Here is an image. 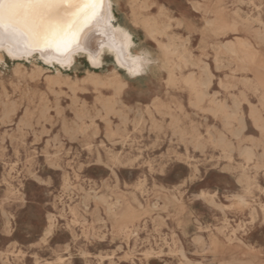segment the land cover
Here are the masks:
<instances>
[{
  "label": "rangeland",
  "instance_id": "1",
  "mask_svg": "<svg viewBox=\"0 0 264 264\" xmlns=\"http://www.w3.org/2000/svg\"><path fill=\"white\" fill-rule=\"evenodd\" d=\"M115 1L116 20L111 19L109 9L108 16L96 24L92 34L94 43L76 55L86 54L91 62L98 63L103 51L110 49L115 50L119 59L116 62L132 61L134 54L128 50L129 43H119L112 38L114 23H121L133 32L134 52L141 49L158 52L155 41L133 22L130 0ZM155 1L164 4L173 17L168 34L174 36L178 44L186 46L195 60L208 63L213 74L208 96H217L231 111L236 109V99L245 98L240 101L245 122L241 137H235L226 128L236 129L238 121L233 119L226 123L221 115L206 110L208 100L203 104L204 109L193 106L194 92L187 85L180 82L169 87L167 71L163 68L148 71L141 79L140 75L128 77L125 69L115 65L111 54H104L103 64L97 68L86 56L77 57L70 67L73 57L70 63H59L55 55L29 60L30 57L23 55L13 56L26 58L20 62L30 71L36 63L53 73L59 64L64 76L71 78H83L89 70L107 74L116 67L126 78L127 85L117 97V112L104 116L96 113L101 107L98 98L112 96V89L97 90L90 83H81L72 90L65 83L49 84L46 74L16 77L19 60L4 58L0 63V208L15 219L16 227L11 236L0 234V264H29L37 257L48 264L50 258H55L58 251L65 248L71 264H183L180 248L193 264H248L249 261V264H264V157L241 164L244 158L241 151L253 147L262 137L250 111L252 106L262 107L264 94V42L254 31L259 27L258 18L264 20V0ZM143 14L155 16L157 7ZM247 20L252 29L243 23ZM208 21L227 25L237 22V29L221 35L215 31L216 26L207 24ZM240 39L251 42L258 53L255 61L244 63L228 53L217 54V47ZM119 48L123 51H117ZM216 55L221 57V64L215 63ZM189 70L187 67L183 73ZM220 81L231 83L233 87L224 88ZM255 86L259 87L258 91ZM148 89L162 93L159 104L152 109L145 105L143 112L131 111L129 101L133 100V94L139 106ZM9 100L16 101L17 109L7 115L3 105ZM43 111H46L45 117L41 114ZM262 114L264 117V110ZM175 119L177 122L173 123ZM221 134L232 143L230 155L214 143ZM91 150L130 160H137L139 156L140 160L135 166L119 168L116 171L119 180L113 185L109 175L88 168L77 170V161L87 159ZM258 151L262 153V148ZM169 152L186 156L190 163L182 165L185 169L203 170V179L180 195L168 190L162 181H153L155 188L147 184V178L152 176L146 171L149 161ZM45 157L58 160L60 167H47ZM33 161L38 166L37 174L53 177L52 191L45 194L43 205L36 202L35 207L49 209L53 214L59 212L65 224L46 245L39 244L42 233L35 229L26 231L24 227L25 222L37 219L31 206L34 182L24 175ZM65 177L70 181V190L61 193ZM141 177L146 178V186L137 189L134 186ZM209 178L214 180L213 187L218 193L216 207L191 199L197 194L198 185ZM17 184L25 201L20 207L17 201L8 199L10 189ZM96 195L105 197L106 202ZM228 195L244 196L246 206H233L221 199ZM108 205L116 214L108 210ZM47 214L46 211L45 217ZM73 218L75 223L69 228L67 224ZM198 237L203 241L198 242ZM229 237L234 239L230 241ZM213 240H216L215 246ZM152 248L156 254L147 256L146 252ZM19 250L28 251L19 255Z\"/></svg>",
  "mask_w": 264,
  "mask_h": 264
},
{
  "label": "snow or ice",
  "instance_id": "2",
  "mask_svg": "<svg viewBox=\"0 0 264 264\" xmlns=\"http://www.w3.org/2000/svg\"><path fill=\"white\" fill-rule=\"evenodd\" d=\"M110 7H112L111 0H0V56L7 59L16 55L26 57L55 55L59 63H70L74 55L90 46L96 24L108 16ZM108 18L110 19V17ZM159 54V52H153L139 57L129 65L130 71L133 75L140 74L139 78L142 79L143 74L150 71V66L154 63L150 57ZM2 62L0 61V63ZM167 83L169 87H174L170 75ZM161 94L152 89L146 90L144 99L139 106L136 104V96L133 94V100L129 101L132 104L131 111L143 112L144 105H147L149 109L154 108L159 104ZM137 160H140L139 156H137ZM137 160L126 159L103 151L97 154L95 150H91L87 159L77 161V170L88 168L109 175V182L115 185L119 180L116 171L122 167L135 166ZM245 160L252 163V155L248 154L246 158H242L241 164L245 163ZM45 162L49 168L60 167L59 161L51 157H45ZM189 163L190 161L185 156L171 152L163 153L148 163L146 171L152 173V176L147 178L148 186L155 188L157 185L153 181H162L171 192L177 195L182 194L186 188L203 179L202 169L192 167L191 170H188L182 167ZM105 169L108 172H105ZM37 172L38 166L33 161L32 166L24 174L34 182L32 186L35 192L32 196L33 204L31 206L37 218L25 222L24 227L26 231L35 229L37 233H42L39 244L46 245L49 238L54 236L65 224L59 212L53 214L49 209L35 207L36 202L43 205L45 194L52 191L50 186L53 184L52 176L46 173L37 174ZM213 184L212 178L199 184L197 194L191 199L204 201L214 207L218 206V193ZM69 185L70 181L65 177L61 193L69 191ZM145 186L146 178L141 177L134 187L143 189ZM8 199L17 201V207L25 203L20 185L17 184L10 189ZM221 199H226L233 206H246V200L239 195H229L226 198L221 197ZM46 211L48 214L45 217ZM0 217H3L0 219V234L11 236L16 227L15 219L6 215L3 208H0ZM74 223L75 219L73 218L67 226L71 228ZM13 239L15 238L13 237ZM9 247L11 248L12 245L10 244ZM26 251L28 250H19L18 254L24 255ZM148 255H152V253H148ZM29 264H46V262L37 257ZM48 264H71L68 249L58 251L55 258H50Z\"/></svg>",
  "mask_w": 264,
  "mask_h": 264
},
{
  "label": "bare ground",
  "instance_id": "3",
  "mask_svg": "<svg viewBox=\"0 0 264 264\" xmlns=\"http://www.w3.org/2000/svg\"><path fill=\"white\" fill-rule=\"evenodd\" d=\"M115 2H116L115 0H111L112 7L109 8L110 12L112 14L111 15V19H113V21L116 20V15H115V13L113 11V7H114ZM130 4H131V7H132L131 16H132L133 22L136 25L141 26L145 30L147 36L155 41V43L157 45L158 52L160 53L159 55L150 57L154 61L153 65L150 66V69H151L150 71L153 72V70H156L158 68H163V69H165L167 71V78H166V84L167 85H168L167 82L169 80V75L171 76V79H172V81L174 83V86L177 85L180 82H182L185 85H187L189 87V89L192 92H194V98L191 101V104L193 106H195L197 108L204 109V105L203 104H204V102L206 100H208L209 101V106L207 108H205L206 110L212 112L215 115H221L223 117V119L226 121V123H229L233 119L237 120L238 121V127L236 129L230 130V128L228 126H226V128L229 131H231L232 135H234L237 138H240L241 134H242V131L245 128L244 117H243L242 110L240 108V104H241L240 101L245 100V98L243 96H241L239 99H236V104H234V105H237L236 109L231 111V110L228 109L226 103L221 101L220 99H218L217 96H210L209 97L208 94H207V89L211 86V84L213 82V74L210 71L209 65L205 61L195 60L194 57L192 56L191 52L188 50V48L186 46L178 44L176 42V38L174 36L168 34V29L170 27V24H171V21H172V18H173L170 15V12H169L168 8L164 4L158 3L155 0H130ZM154 6L157 7V15L149 16V15L143 14V11L151 10V9L154 8ZM162 9H163V11H162ZM162 17H165L167 20L166 19L162 20ZM242 21H244V20H242ZM243 23L245 24V26L247 28L252 29L251 22H249L247 20V21H245ZM257 23H259V27L257 29L255 28V30H254L255 34L259 38V40L261 42H264V20H262L261 18H258V22ZM114 24H115L114 28H113V30H111L112 31V38H114L115 41H119V43H120V41H122V43H129L128 50L131 51L134 54V56H132V59H133L132 61H128V62H124L123 61L122 63H120V62L118 63V62H116V59L117 60H119V59H118L117 55L114 53L115 50L113 51V50H110V49H105L103 51V54L100 56L98 63L91 62L90 61V57L88 55L80 54V55L73 56V62L68 67L72 66L75 63L77 57L86 56L88 61L90 62V64L93 67L97 68V67H99V66H101L103 64V55L104 54H111V55L114 56L115 65L120 67V68H122V69H125L128 77L133 78V77L139 76L140 74H135V75L132 74V72L130 71L129 65L134 63L139 57L146 56L147 54H150V53H153V52L151 50H148V49H141L140 52H134L133 49H134V47L136 45V41L133 38V32L127 26H125V25H123L121 23H114ZM207 24L210 25V26H212V25L216 26L215 27V31L218 32L221 35H227L230 31H236V29H237L236 28L237 22L232 23L230 25H227L224 22L218 23V21H216V22L215 21H208ZM164 37H167V39L164 40ZM187 38H188V36H187ZM92 42L94 43V41H92ZM131 42H132V44H131ZM117 51H121L122 52L123 48H119V49H117ZM222 52L223 53H228V54H230L232 56H236L237 58H239L244 63H246V61H255L256 58H257V55H258V53L253 49V46H252L251 42L248 41L247 39H240L237 42H230V43H227V44L225 43L222 46L217 47V54H220ZM35 57L36 56H32V57L28 58V60L29 59H33ZM10 58L15 59V60H19L17 66L15 68L16 77L17 76L18 77H24V76H26L29 73L30 74H46L45 79H46V81L49 84L54 85V84L65 83L72 90H75L81 83H90L97 90L101 89V88L112 89L113 92H114L112 96H110L108 98H102L100 96L98 98V101L101 102V107L97 110V112H96L97 115L100 114V113H103L104 116H109L111 113L117 112V108H116V104H117V100H118L117 97H118V95H120V93L123 91V89L127 85L126 78H124V76L119 72V70L116 67L113 68V70L110 73H107V74H101V73H98L96 71L89 70V71H87V75L85 77H83V78H71L69 75L64 76V74L62 72L63 67L61 65H59V64L55 66V71L53 73H50V69H47V68H45V67H43V66H41L39 64H36V63H33V68L30 71V70H28L26 68V66L23 63L20 62V60H26V58H14V57H10ZM39 58H41V57H39ZM121 58L125 59L124 56H121ZM3 59H4V57L0 56V61H3ZM214 61L217 64H221L222 63V59H221V57L219 55L215 56ZM215 66H216V64H215ZM187 67H189L190 70L188 72H186V73H183V70L185 68H187ZM146 73L147 72H145L144 74H146ZM205 82H207L206 86H205ZM220 84L224 88L233 87V84L225 83L223 81H220ZM254 89L256 91H258L259 87L255 86ZM61 91H63V90H61ZM176 97H178V96H176ZM5 99H8V98H5ZM48 101H49V98H48ZM15 102L16 101H14V100L13 101L9 100V101L4 103L3 107H4L5 114L10 115L11 113L15 112V110L17 109V105H16ZM261 102H262V107H253V106L251 107L250 116L252 118V121H253L254 125L260 130L262 137L256 141V143H255V145L253 147H249V148L244 149L243 151H241V154L244 156V158H246L248 154H251L252 157H253V161L254 162H255V160H258V158L260 156L264 157V117H263V114H262V112L264 110V94L261 96ZM1 111H3V110H1ZM41 114L45 117L46 116V111H43ZM80 116L81 115L78 114V117H80ZM26 121L27 120H25V123H26ZM35 122H37V121H35ZM176 122H177V120L175 119L173 121V123H176ZM107 123H108V125H110V121H107ZM16 124H17V122H16ZM23 125H24V123H23ZM160 130H161V128H160ZM165 134H167V133H165ZM183 137H185V136H183ZM126 138H128L127 135H126ZM214 143L217 146L221 147L225 154L230 155L231 149H232V143L225 137L224 134H221L214 141ZM196 144H198V143H196ZM153 145H155V144H153ZM152 148H153V146H152ZM259 148H262V153H260V151H258ZM170 149H171V147H170ZM171 150H173V149H171ZM57 152H58V150H57ZM138 165H140V164H138ZM9 171H11V170H9ZM11 172H13V171H11ZM9 176H10V174H9ZM244 176L247 177L246 174H244ZM224 190H226V189H224ZM127 194H129V193H127ZM241 197H243L246 200V198L244 196H241ZM96 198L99 199L102 202H106V199L103 196L96 195ZM125 198H127V197H125ZM248 200H250V199H248ZM108 210L111 213L116 214V212L113 210V207L111 205H108ZM171 235H172V233H171ZM228 239L231 241L234 238L233 237H229ZM196 240L198 242H202L203 241L201 237H198ZM212 244H213V246H215L216 245V240H213ZM148 253H152V255H148ZM155 254H156V252L154 251L153 248L148 250V252H146L147 256H153ZM180 255H181V263H183V264H193V261H191L187 257L185 251L182 248H180ZM239 262H241V261H239ZM246 262H248V261H246ZM242 263H244V262H241L240 264H242ZM249 263H251V261H249Z\"/></svg>",
  "mask_w": 264,
  "mask_h": 264
}]
</instances>
